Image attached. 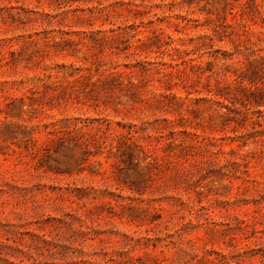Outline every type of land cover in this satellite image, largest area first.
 <instances>
[{
  "label": "rangeland",
  "instance_id": "rangeland-1",
  "mask_svg": "<svg viewBox=\"0 0 264 264\" xmlns=\"http://www.w3.org/2000/svg\"><path fill=\"white\" fill-rule=\"evenodd\" d=\"M214 1L0 0V264H264V103L194 100L248 85L233 71L264 54V0ZM240 16L252 31L214 39L213 72L169 56ZM133 21L164 46L104 39Z\"/></svg>",
  "mask_w": 264,
  "mask_h": 264
},
{
  "label": "trees",
  "instance_id": "trees-1",
  "mask_svg": "<svg viewBox=\"0 0 264 264\" xmlns=\"http://www.w3.org/2000/svg\"><path fill=\"white\" fill-rule=\"evenodd\" d=\"M74 1V0H70ZM220 0H216L215 2H219ZM222 1V7L223 9L230 4L228 0H221ZM234 5H230L229 9L233 8ZM128 10H132L131 12L134 13H142L139 9L136 8H128ZM9 17L16 21H21L22 16L21 14L16 11L15 13H9ZM235 17V16H234ZM2 20H5L6 17L2 16ZM262 20H264V17H261ZM140 23H143V21H140ZM138 24H136L134 21L130 24H126L123 26H117V29L119 30L116 34L113 35H104V39H118L120 38L123 41L122 46H118V50L123 51L125 56L134 54L137 56L141 55L142 51H145L146 47L149 45L155 46L157 50H160L162 46H164L163 41L159 39L158 33L155 32V30L152 32V35L145 36L144 38L136 37V34L138 32ZM242 27V29H240ZM110 31H113L114 29H109ZM251 27L250 24L244 20L241 16L239 18H234L233 21L228 22L226 20H223L222 22H218L217 24L213 25L210 29V32H205L201 35H197V41L193 45L192 48H179L177 46H172L171 51L169 52V56L173 58V56L177 55L180 57L179 63H186L187 66L195 73L196 77H199L201 74L207 72H213L214 66L216 65L215 59L218 58L217 55L212 54L209 50L212 47V43L214 39L217 40H223V39H229L233 42L234 39H237L238 41H242V35H246L247 33H251ZM260 37V36H258ZM130 38H133V42L130 41ZM249 43L251 45H254L255 42L251 39H249ZM64 41L67 42H74L73 40L65 39ZM79 42V41H77ZM34 43L32 40L28 42H23L22 45ZM61 42H58L60 44ZM132 49L131 51H127L128 49ZM17 51L16 49H10L9 53L11 55L10 62H13L16 60L14 53ZM209 52L210 56H212L211 60L204 61V64H202V61L196 60L193 57L190 56L191 53L194 52ZM69 54L71 55H77L80 54L83 59H85V55L83 53L79 52V48H74ZM152 62L148 61L143 58H137L135 59V62L133 64L125 63L126 67L135 66L138 64L141 69L146 72L150 68L147 67V63ZM179 63H170L171 65L177 66ZM205 65V66H203ZM179 68H177L178 70ZM156 72H159L158 68H155ZM238 69H234L235 79L238 82H241L243 79L248 80V85H240L237 84L236 86H232L231 83H221L220 81H217L215 87L212 90H208L210 92L211 96L206 97H194V100L198 99H211L213 102H216L220 104V106H223L227 108L229 111H234V107L236 103H238L241 106H245V101L255 104V105H261L264 103V87H256L254 86V89H250V85L255 84L256 79L254 76L256 74L261 73L264 71V54L257 53L256 55L252 54L250 58H246L245 62V68L244 70L237 71ZM130 72L127 71H110L107 73L106 76L102 79V82L107 84H112L113 86L120 88V82L118 80V77H120L121 74L128 75ZM93 84H95L93 82ZM131 85V83H129ZM158 96L163 97H171L174 100L181 99L175 92L168 91L167 93L159 92ZM243 98H242V97ZM224 101H228L232 107H229L227 103ZM221 115V114H220ZM224 116V114H222ZM130 139V138H129ZM172 143V140L167 141V145ZM126 147L128 148V151L126 152L128 156H132L130 153V149L132 147H139V144L135 143L134 141H130L129 143H126Z\"/></svg>",
  "mask_w": 264,
  "mask_h": 264
}]
</instances>
